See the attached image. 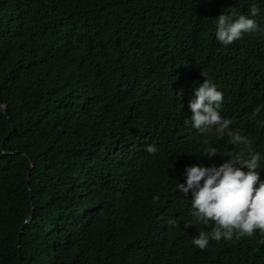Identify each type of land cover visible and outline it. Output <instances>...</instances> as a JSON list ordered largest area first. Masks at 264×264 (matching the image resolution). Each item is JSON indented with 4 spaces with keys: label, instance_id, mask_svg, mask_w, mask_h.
Segmentation results:
<instances>
[{
    "label": "trees",
    "instance_id": "1",
    "mask_svg": "<svg viewBox=\"0 0 264 264\" xmlns=\"http://www.w3.org/2000/svg\"><path fill=\"white\" fill-rule=\"evenodd\" d=\"M253 5L264 29V0H0V264H264L258 231L193 246L175 188L240 151L191 127L205 78L264 154V31L214 27Z\"/></svg>",
    "mask_w": 264,
    "mask_h": 264
},
{
    "label": "clouds",
    "instance_id": "2",
    "mask_svg": "<svg viewBox=\"0 0 264 264\" xmlns=\"http://www.w3.org/2000/svg\"><path fill=\"white\" fill-rule=\"evenodd\" d=\"M258 11L253 5L248 15L221 13L214 23L216 40L227 47L240 40L243 34L264 31L251 18ZM218 89L221 88L206 78L194 88L193 97L188 101L191 127L199 134L226 135L240 151L228 153V159L219 166L198 164L185 167L184 182L175 181L178 193L184 197L191 193L192 219L185 226L203 225L207 228L213 225L210 231L200 232L192 238V245L200 250H204L210 241H231L234 235L250 237L257 231L264 233V174L258 171L264 154L254 151L248 138L239 129L231 127L232 121L222 117L223 93ZM262 110L261 107L255 108L252 117H257ZM146 151L156 155L158 149L149 145ZM205 152L209 159L220 155L216 148H205ZM168 223L174 224V220Z\"/></svg>",
    "mask_w": 264,
    "mask_h": 264
}]
</instances>
